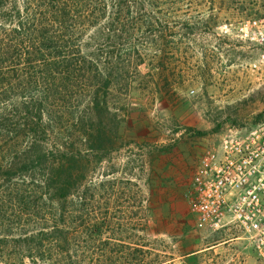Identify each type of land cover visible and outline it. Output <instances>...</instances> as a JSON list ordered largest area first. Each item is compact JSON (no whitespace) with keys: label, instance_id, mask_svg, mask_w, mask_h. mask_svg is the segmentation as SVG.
Masks as SVG:
<instances>
[{"label":"rangeland","instance_id":"obj_1","mask_svg":"<svg viewBox=\"0 0 264 264\" xmlns=\"http://www.w3.org/2000/svg\"><path fill=\"white\" fill-rule=\"evenodd\" d=\"M137 1L170 26L172 43L157 51L166 62L147 61L114 92L108 126L95 127L93 172H49L67 194L51 264H262L233 233L202 225L185 194L204 150L264 119V47L239 31L264 17V0ZM81 124L68 130L76 143ZM7 160L1 151L0 264H32L27 241L46 226L52 193L37 186L43 172H6Z\"/></svg>","mask_w":264,"mask_h":264},{"label":"trees","instance_id":"obj_2","mask_svg":"<svg viewBox=\"0 0 264 264\" xmlns=\"http://www.w3.org/2000/svg\"><path fill=\"white\" fill-rule=\"evenodd\" d=\"M133 2L138 5L0 0V152L8 157L1 169L43 172L37 186L52 193L46 226L27 241L32 264H51L62 241L60 210L67 194L60 177L49 172H64L66 165L71 172L78 165L93 172L94 151L101 150L95 127L108 126L114 92L142 77L139 68L147 61L154 67L166 62L157 51L161 42L172 43L169 24L156 21L155 10L139 12ZM77 122L84 129L76 137L80 145L68 135Z\"/></svg>","mask_w":264,"mask_h":264},{"label":"built area","instance_id":"obj_3","mask_svg":"<svg viewBox=\"0 0 264 264\" xmlns=\"http://www.w3.org/2000/svg\"><path fill=\"white\" fill-rule=\"evenodd\" d=\"M239 31L264 47V17L243 22ZM185 196L202 225L233 233L264 264V119L228 128L217 145L204 150Z\"/></svg>","mask_w":264,"mask_h":264}]
</instances>
